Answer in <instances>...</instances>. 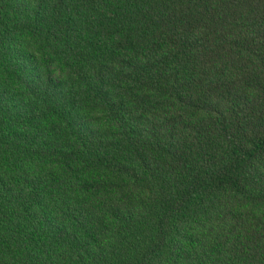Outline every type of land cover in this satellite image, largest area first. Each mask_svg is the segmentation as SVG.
<instances>
[{
    "label": "trees",
    "instance_id": "16d2710c",
    "mask_svg": "<svg viewBox=\"0 0 264 264\" xmlns=\"http://www.w3.org/2000/svg\"><path fill=\"white\" fill-rule=\"evenodd\" d=\"M0 264H264V0H0Z\"/></svg>",
    "mask_w": 264,
    "mask_h": 264
}]
</instances>
